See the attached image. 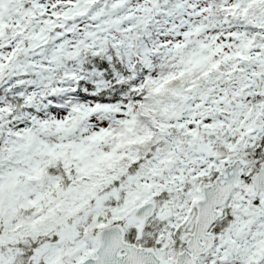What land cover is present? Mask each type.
Masks as SVG:
<instances>
[{
	"label": "snow or ice",
	"instance_id": "obj_1",
	"mask_svg": "<svg viewBox=\"0 0 264 264\" xmlns=\"http://www.w3.org/2000/svg\"><path fill=\"white\" fill-rule=\"evenodd\" d=\"M0 264H264V0H0Z\"/></svg>",
	"mask_w": 264,
	"mask_h": 264
}]
</instances>
